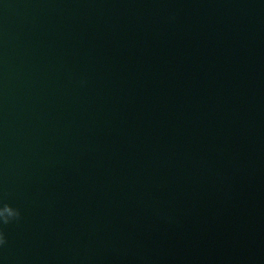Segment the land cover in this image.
Instances as JSON below:
<instances>
[{"label":"water","instance_id":"water-1","mask_svg":"<svg viewBox=\"0 0 264 264\" xmlns=\"http://www.w3.org/2000/svg\"><path fill=\"white\" fill-rule=\"evenodd\" d=\"M0 232V264H264V0H0Z\"/></svg>","mask_w":264,"mask_h":264},{"label":"clouds","instance_id":"clouds-1","mask_svg":"<svg viewBox=\"0 0 264 264\" xmlns=\"http://www.w3.org/2000/svg\"><path fill=\"white\" fill-rule=\"evenodd\" d=\"M18 215H19V213H17V216ZM8 222H9V219L8 218H4L3 221H2V223H8ZM4 243H5L4 234H3V232H0V245H3Z\"/></svg>","mask_w":264,"mask_h":264}]
</instances>
